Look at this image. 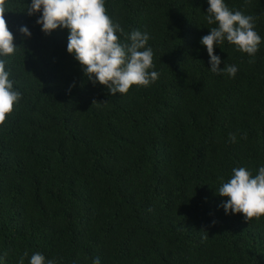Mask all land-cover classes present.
Segmentation results:
<instances>
[{
	"label": "trees",
	"instance_id": "trees-1",
	"mask_svg": "<svg viewBox=\"0 0 264 264\" xmlns=\"http://www.w3.org/2000/svg\"><path fill=\"white\" fill-rule=\"evenodd\" d=\"M7 3L17 49L0 59L22 99L0 126V264H264V217L218 195L234 168L264 166V0H225L262 38L255 57L215 47L234 78L210 71L208 0H105L125 33L149 34L159 73L124 95L88 79L32 0Z\"/></svg>",
	"mask_w": 264,
	"mask_h": 264
},
{
	"label": "clouds",
	"instance_id": "clouds-1",
	"mask_svg": "<svg viewBox=\"0 0 264 264\" xmlns=\"http://www.w3.org/2000/svg\"><path fill=\"white\" fill-rule=\"evenodd\" d=\"M208 3L207 23L217 25L201 38L210 57V71L234 78L237 67L226 64L221 68V58L216 55L215 47L227 41L237 50L255 57L262 43L255 30V17L232 11L225 0H208ZM7 8V0H0V57L11 56L17 49L5 19ZM40 12L42 15L37 23L42 26V31L51 34L61 27L68 29L67 51L74 55L93 84L98 82L106 86L112 95L127 94L133 86L148 87L158 79L159 73L153 70V49L148 46L149 34L140 30L125 33L108 15L105 0H32L27 8L28 15ZM20 32L23 36H31L27 26H21ZM121 35L128 43L121 42ZM249 63H255V60ZM6 64V59H0V126L5 125L22 99V93L14 88ZM229 138L236 141L234 133H230ZM218 195L228 198L222 204L226 214L242 213L247 221L264 217V166L255 176L246 167L234 168L231 178L219 187ZM19 264H24L23 257ZM30 264H55V261L37 252L31 256ZM93 264H101L99 257Z\"/></svg>",
	"mask_w": 264,
	"mask_h": 264
}]
</instances>
